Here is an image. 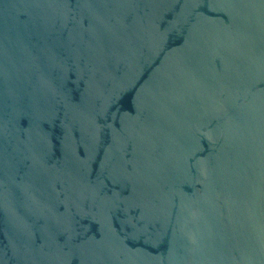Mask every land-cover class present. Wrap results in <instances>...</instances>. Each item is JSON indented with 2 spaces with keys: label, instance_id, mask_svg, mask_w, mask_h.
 <instances>
[{
  "label": "water",
  "instance_id": "obj_1",
  "mask_svg": "<svg viewBox=\"0 0 264 264\" xmlns=\"http://www.w3.org/2000/svg\"><path fill=\"white\" fill-rule=\"evenodd\" d=\"M0 264H264V0H0Z\"/></svg>",
  "mask_w": 264,
  "mask_h": 264
}]
</instances>
